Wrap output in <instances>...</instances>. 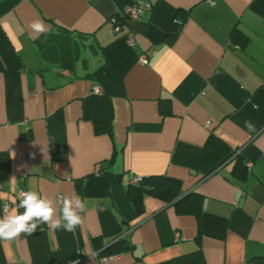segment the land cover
Here are the masks:
<instances>
[{
    "label": "crops",
    "instance_id": "obj_1",
    "mask_svg": "<svg viewBox=\"0 0 264 264\" xmlns=\"http://www.w3.org/2000/svg\"><path fill=\"white\" fill-rule=\"evenodd\" d=\"M140 1L151 9L130 21L135 0H0V219L24 212L19 190L57 216L65 197L86 206L74 232L0 241V264L264 255V0ZM153 176L198 212L146 196L136 213L128 189Z\"/></svg>",
    "mask_w": 264,
    "mask_h": 264
},
{
    "label": "clouds",
    "instance_id": "obj_2",
    "mask_svg": "<svg viewBox=\"0 0 264 264\" xmlns=\"http://www.w3.org/2000/svg\"><path fill=\"white\" fill-rule=\"evenodd\" d=\"M31 27L37 33L46 31L43 22L39 20L34 21ZM246 125L251 126L248 122ZM17 207L23 208L24 212L0 219V241H12L21 234L32 235L40 224H47L53 230L62 228L74 232L83 222L80 213L85 211L86 206L78 196L75 200L65 197L61 214L57 216L51 200L35 191H26Z\"/></svg>",
    "mask_w": 264,
    "mask_h": 264
},
{
    "label": "trees",
    "instance_id": "obj_3",
    "mask_svg": "<svg viewBox=\"0 0 264 264\" xmlns=\"http://www.w3.org/2000/svg\"><path fill=\"white\" fill-rule=\"evenodd\" d=\"M231 40L238 43L241 42L242 46L247 43V39L237 31L232 32ZM233 155L235 154L230 153L228 157ZM245 177L246 170H242L239 178L243 180ZM146 196L163 200L166 203L174 202L176 207L182 212H198V210H196L198 208L195 207L197 199H192L190 203L184 204V202L191 196L187 195L180 198L179 183L173 179L163 176H153L149 178H140L138 182L132 184L128 189L127 197L132 203L136 213L142 214L143 200ZM248 264H264V255L251 258L248 261Z\"/></svg>",
    "mask_w": 264,
    "mask_h": 264
},
{
    "label": "built area",
    "instance_id": "obj_4",
    "mask_svg": "<svg viewBox=\"0 0 264 264\" xmlns=\"http://www.w3.org/2000/svg\"><path fill=\"white\" fill-rule=\"evenodd\" d=\"M150 6L140 0H135V2L129 6L127 9H126V12H125V17L127 20H130V21H137L138 19H141L143 17H145V15L147 14V12L150 10ZM115 32H119L120 31V27L118 25L115 26V29H114ZM128 42L130 44L133 43V40L131 37H128L127 38ZM139 62L140 64L142 65H146L147 64V59L145 56H142L140 59H139ZM93 92L94 93H99V88L98 87H94L93 88ZM140 180V178H134L133 181H132V184L138 182ZM23 192H26V190H19L18 193H17V198L18 200H20L22 198V194ZM58 203L61 204V199H58ZM10 209V204H6L4 203L3 206H2V213L3 214H6ZM94 257L96 258L97 255L95 254ZM113 258V256H107V257H103V258H100L99 259V262L100 264H104L106 262H108L109 260H111ZM81 263V260L77 259L75 260L74 262H72L71 264H80Z\"/></svg>",
    "mask_w": 264,
    "mask_h": 264
}]
</instances>
